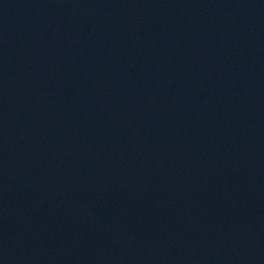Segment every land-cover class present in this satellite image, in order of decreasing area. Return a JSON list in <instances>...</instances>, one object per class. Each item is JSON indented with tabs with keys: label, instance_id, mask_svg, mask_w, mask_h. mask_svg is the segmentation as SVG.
<instances>
[{
	"label": "water",
	"instance_id": "water-1",
	"mask_svg": "<svg viewBox=\"0 0 264 264\" xmlns=\"http://www.w3.org/2000/svg\"><path fill=\"white\" fill-rule=\"evenodd\" d=\"M0 264H264V0H0Z\"/></svg>",
	"mask_w": 264,
	"mask_h": 264
}]
</instances>
